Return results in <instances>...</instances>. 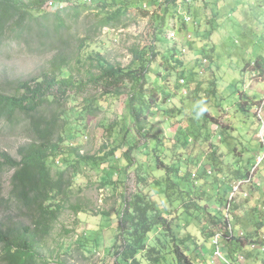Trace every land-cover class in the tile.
Returning a JSON list of instances; mask_svg holds the SVG:
<instances>
[{
  "label": "rangeland",
  "instance_id": "obj_1",
  "mask_svg": "<svg viewBox=\"0 0 264 264\" xmlns=\"http://www.w3.org/2000/svg\"><path fill=\"white\" fill-rule=\"evenodd\" d=\"M46 7L56 9L55 5ZM184 10L194 20L186 25ZM60 15L69 33L46 49H39L43 35L37 27L32 30L30 47L16 41L0 47V92H17L19 80L50 71L58 54L70 57L68 68L77 78L98 72L96 60L77 50L78 39L86 34L92 35L88 50L100 51L114 65L130 64L133 50L140 44H155V22L137 9H131L118 26L100 31L94 28L99 18L96 9L85 10L78 18L71 10ZM49 17L51 25L56 16ZM168 20L165 44L157 43L147 76L165 102L160 101L158 113L144 121L150 134L141 135L134 127L131 143L138 164L134 161L133 167L110 183L103 182L101 169L82 163L50 232L32 248L30 264H117L114 212L121 209L124 196L146 190L152 180L148 165H156L159 158L179 167L183 180L191 174L193 193L203 209L219 212L228 219V229L232 227L230 237L224 235L227 228L209 212L203 217L207 232L187 213L176 219L180 224L176 234L186 239L182 245L189 246L196 263L225 264L214 252L213 239L218 234L220 251L233 264H264V76L254 67L264 57V0H191ZM172 26L183 27L174 40L168 38ZM188 33H192L191 39ZM131 89L128 83L121 95L108 98L84 131L65 142L70 144L69 150L98 154L103 144H111L105 126L119 123L127 115ZM91 93L77 97L75 103L99 95ZM22 118L16 126L0 127V150L15 157L33 139ZM210 141L214 144L209 146ZM163 170L158 167L155 172L159 175ZM12 174L8 169L0 172V232L15 239L27 236L36 223L10 196ZM161 197L166 199L164 194ZM0 264H13L1 243ZM141 264L152 263L144 260Z\"/></svg>",
  "mask_w": 264,
  "mask_h": 264
},
{
  "label": "trees",
  "instance_id": "obj_2",
  "mask_svg": "<svg viewBox=\"0 0 264 264\" xmlns=\"http://www.w3.org/2000/svg\"><path fill=\"white\" fill-rule=\"evenodd\" d=\"M184 3L185 0H0V47L8 41L30 47L32 30L37 27L43 35L39 49H46L69 33L60 15L68 10L78 18L85 10L96 9L99 18L94 28L99 31L105 26H118L131 9L139 10L143 16L150 15L155 22V44H140L141 47L134 48L135 57L127 66L111 64L100 51L88 50L92 35L86 34L78 39L77 50L79 55L96 60L98 72L77 78L68 68L70 57L58 54L50 71L19 80L17 92H0V127L3 124L16 126L23 116L33 138L19 148L18 157L0 150V172L13 171L10 196L32 214L36 223V228L27 230V236L15 239L0 232V243L11 263L30 264L32 248L50 232L61 211V201L72 189L82 163L94 164L101 169L103 182L110 183H114L113 177L133 167L134 161L138 164L131 143L134 127L141 135L150 134L146 132L144 121L158 113L160 101L165 102L164 97L158 98L159 92L147 76L157 55V43L163 45L166 41L164 31L169 15H179ZM48 5H55L56 9H47ZM52 13L56 17L50 25L48 20ZM183 24L186 25L184 20ZM174 49L171 46V50ZM254 67L264 76V57L257 59ZM128 83L132 89L126 99L127 115L119 123L105 126L111 144H103L98 154H81L75 148L69 150L70 144L65 142L77 138L93 115L107 105L108 98L121 95ZM93 91L99 95L85 96L80 103H75L77 97L92 95ZM241 107L248 111L243 103ZM211 144L214 143L210 141L209 146ZM158 167L164 168L159 175L155 172ZM147 170L154 183L151 185L149 181L146 190L124 196L121 209L114 212L118 233L114 241L117 264H141L144 260L152 264H197L189 246L182 245L186 239L176 234L180 224L175 220L184 213L201 223L207 232L203 217L209 212L227 228L224 235L230 237L233 230L228 229V219L219 212L203 209L196 198L191 174L183 180L185 175L179 167L166 165L160 158L156 165H148ZM162 194L166 199L163 200Z\"/></svg>",
  "mask_w": 264,
  "mask_h": 264
},
{
  "label": "built area",
  "instance_id": "obj_3",
  "mask_svg": "<svg viewBox=\"0 0 264 264\" xmlns=\"http://www.w3.org/2000/svg\"><path fill=\"white\" fill-rule=\"evenodd\" d=\"M190 1L191 0H185V3H189ZM182 17H183V20H184L185 23L194 21L193 17L190 14L189 11L184 10V12H182ZM177 31H178V29L175 28L174 26H172L171 30L169 31L168 38L174 40L176 38V32ZM187 38L191 39L192 38V33H188L187 34ZM218 238H219V235L216 234V236L213 239V244L215 246L214 247V252L223 258L225 264H231V262L225 256H223V253L220 251Z\"/></svg>",
  "mask_w": 264,
  "mask_h": 264
}]
</instances>
